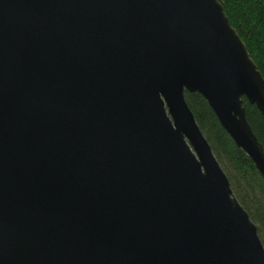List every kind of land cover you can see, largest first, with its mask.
Listing matches in <instances>:
<instances>
[{
    "label": "water",
    "instance_id": "1",
    "mask_svg": "<svg viewBox=\"0 0 264 264\" xmlns=\"http://www.w3.org/2000/svg\"><path fill=\"white\" fill-rule=\"evenodd\" d=\"M186 93L264 182L218 0H0V264H264Z\"/></svg>",
    "mask_w": 264,
    "mask_h": 264
},
{
    "label": "trees",
    "instance_id": "2",
    "mask_svg": "<svg viewBox=\"0 0 264 264\" xmlns=\"http://www.w3.org/2000/svg\"><path fill=\"white\" fill-rule=\"evenodd\" d=\"M264 79V0H218ZM195 121L225 173L233 196L256 225L264 246V182L252 161L219 125L207 102L197 93L185 94ZM247 121L264 149V119L243 98Z\"/></svg>",
    "mask_w": 264,
    "mask_h": 264
}]
</instances>
